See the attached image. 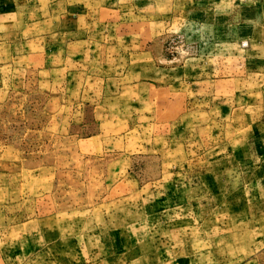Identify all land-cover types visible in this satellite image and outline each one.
Segmentation results:
<instances>
[{"label": "rangeland", "instance_id": "374dc122", "mask_svg": "<svg viewBox=\"0 0 264 264\" xmlns=\"http://www.w3.org/2000/svg\"><path fill=\"white\" fill-rule=\"evenodd\" d=\"M28 2L0 264H264V0Z\"/></svg>", "mask_w": 264, "mask_h": 264}, {"label": "crops", "instance_id": "0c3cea01", "mask_svg": "<svg viewBox=\"0 0 264 264\" xmlns=\"http://www.w3.org/2000/svg\"><path fill=\"white\" fill-rule=\"evenodd\" d=\"M32 0H29L31 2ZM47 2L48 0H42ZM28 2V4H29ZM27 0H0V38L7 35V30L1 34L2 27L13 28L23 25V31H26L28 26L21 21V16L24 10L27 9ZM10 29V30H11ZM8 30L9 34H11ZM4 42L0 40V47L4 46Z\"/></svg>", "mask_w": 264, "mask_h": 264}]
</instances>
